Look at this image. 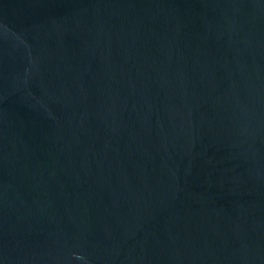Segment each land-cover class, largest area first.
Returning <instances> with one entry per match:
<instances>
[{"label": "water", "instance_id": "obj_1", "mask_svg": "<svg viewBox=\"0 0 264 264\" xmlns=\"http://www.w3.org/2000/svg\"><path fill=\"white\" fill-rule=\"evenodd\" d=\"M0 264H264V0H0Z\"/></svg>", "mask_w": 264, "mask_h": 264}]
</instances>
